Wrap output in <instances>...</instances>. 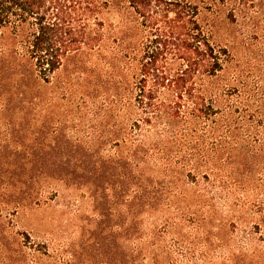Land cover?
<instances>
[{
	"label": "rangeland",
	"instance_id": "obj_1",
	"mask_svg": "<svg viewBox=\"0 0 264 264\" xmlns=\"http://www.w3.org/2000/svg\"><path fill=\"white\" fill-rule=\"evenodd\" d=\"M231 5L235 20L219 4L218 42L231 47L237 75L263 90V4ZM67 71L48 82L0 80V264H264V92L242 98L249 114L262 113L235 127L219 177L178 192L140 188L133 199L122 186L121 136L110 134L120 117L102 93L87 97V82L64 84ZM226 146L219 140L214 158Z\"/></svg>",
	"mask_w": 264,
	"mask_h": 264
},
{
	"label": "trees",
	"instance_id": "obj_2",
	"mask_svg": "<svg viewBox=\"0 0 264 264\" xmlns=\"http://www.w3.org/2000/svg\"><path fill=\"white\" fill-rule=\"evenodd\" d=\"M233 1L264 9V0H0V80L48 82L68 70L64 84L87 82V97L102 93L105 109L120 117L119 133L113 125L110 134L121 136L128 197L140 188L178 192L219 177L235 127L262 113L249 114L242 98L264 89L237 75L231 47L218 42L219 4L235 20ZM219 140L227 145L222 159L214 158Z\"/></svg>",
	"mask_w": 264,
	"mask_h": 264
}]
</instances>
